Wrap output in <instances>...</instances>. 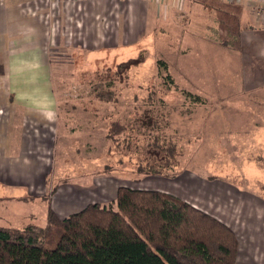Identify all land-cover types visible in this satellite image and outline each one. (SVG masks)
I'll list each match as a JSON object with an SVG mask.
<instances>
[{
	"label": "rangeland",
	"instance_id": "1",
	"mask_svg": "<svg viewBox=\"0 0 264 264\" xmlns=\"http://www.w3.org/2000/svg\"><path fill=\"white\" fill-rule=\"evenodd\" d=\"M171 27L151 25L144 39L130 35L128 46L91 61L88 52L51 55L60 130L53 166L41 198L0 182V227H44L49 210L64 219L91 201L112 204L121 186L154 190L223 221L236 234L238 264H264V86L247 88L264 61L242 63L220 33ZM106 90L109 102L94 97ZM115 123L125 130L110 141ZM155 140L176 146L178 165L164 179L138 173Z\"/></svg>",
	"mask_w": 264,
	"mask_h": 264
},
{
	"label": "crops",
	"instance_id": "2",
	"mask_svg": "<svg viewBox=\"0 0 264 264\" xmlns=\"http://www.w3.org/2000/svg\"><path fill=\"white\" fill-rule=\"evenodd\" d=\"M261 6L260 0H0V182L38 198L45 190L60 131L52 54L88 52L91 61L100 51L144 39L149 30L179 24L220 33L249 65L264 61V17L255 14ZM255 76L247 88L264 86V73L256 76L261 81Z\"/></svg>",
	"mask_w": 264,
	"mask_h": 264
},
{
	"label": "trees",
	"instance_id": "3",
	"mask_svg": "<svg viewBox=\"0 0 264 264\" xmlns=\"http://www.w3.org/2000/svg\"><path fill=\"white\" fill-rule=\"evenodd\" d=\"M94 97L109 102L113 94ZM124 130L115 123L107 137ZM143 154L139 174L162 176L178 165L171 143L155 140ZM238 248L235 233L205 212L166 193L123 186L112 204L91 203L64 219L49 210L44 227H0V264H236Z\"/></svg>",
	"mask_w": 264,
	"mask_h": 264
},
{
	"label": "built area",
	"instance_id": "4",
	"mask_svg": "<svg viewBox=\"0 0 264 264\" xmlns=\"http://www.w3.org/2000/svg\"><path fill=\"white\" fill-rule=\"evenodd\" d=\"M263 4H264V0H260ZM255 14L259 17V16H263L264 17V6H261L260 8H258L257 10H255Z\"/></svg>",
	"mask_w": 264,
	"mask_h": 264
}]
</instances>
